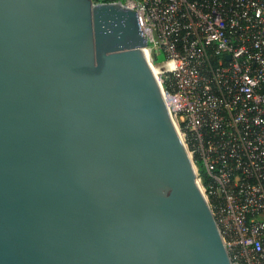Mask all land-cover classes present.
<instances>
[{"label":"water","instance_id":"water-1","mask_svg":"<svg viewBox=\"0 0 264 264\" xmlns=\"http://www.w3.org/2000/svg\"><path fill=\"white\" fill-rule=\"evenodd\" d=\"M146 43L119 0H0V264H232Z\"/></svg>","mask_w":264,"mask_h":264},{"label":"built area","instance_id":"built-area-1","mask_svg":"<svg viewBox=\"0 0 264 264\" xmlns=\"http://www.w3.org/2000/svg\"><path fill=\"white\" fill-rule=\"evenodd\" d=\"M119 1L136 10L231 263L264 264V0Z\"/></svg>","mask_w":264,"mask_h":264},{"label":"rangeland","instance_id":"rangeland-1","mask_svg":"<svg viewBox=\"0 0 264 264\" xmlns=\"http://www.w3.org/2000/svg\"><path fill=\"white\" fill-rule=\"evenodd\" d=\"M154 62H155V64H156V66L157 65H162L163 63H164V54H163V52H159V54H158V58H156L155 60H154Z\"/></svg>","mask_w":264,"mask_h":264},{"label":"bare ground","instance_id":"bare-ground-1","mask_svg":"<svg viewBox=\"0 0 264 264\" xmlns=\"http://www.w3.org/2000/svg\"><path fill=\"white\" fill-rule=\"evenodd\" d=\"M151 67H152V69H153V72H154V75H155V77H156V80L157 81H159L158 79V77H157V68L155 67V66H153V65H151Z\"/></svg>","mask_w":264,"mask_h":264},{"label":"trees","instance_id":"trees-1","mask_svg":"<svg viewBox=\"0 0 264 264\" xmlns=\"http://www.w3.org/2000/svg\"><path fill=\"white\" fill-rule=\"evenodd\" d=\"M158 58V57H157ZM155 60V59H154ZM154 62V61H153ZM155 63V62H154Z\"/></svg>","mask_w":264,"mask_h":264}]
</instances>
